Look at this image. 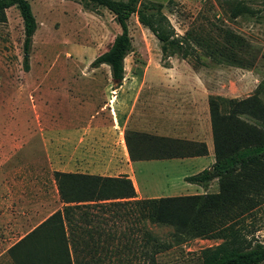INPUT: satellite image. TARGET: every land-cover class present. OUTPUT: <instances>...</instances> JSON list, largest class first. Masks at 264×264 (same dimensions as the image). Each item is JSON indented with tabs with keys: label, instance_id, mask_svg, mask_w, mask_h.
Wrapping results in <instances>:
<instances>
[{
	"label": "rangeland",
	"instance_id": "374dc122",
	"mask_svg": "<svg viewBox=\"0 0 264 264\" xmlns=\"http://www.w3.org/2000/svg\"><path fill=\"white\" fill-rule=\"evenodd\" d=\"M27 1L36 22L27 71L21 66L23 34L17 9L7 8L5 21L0 22V127H32L35 123L32 128L38 130L81 123L92 110L76 102L95 88L82 78L109 76L107 67L92 68L89 62L109 46L119 26L104 7L89 9L80 0ZM150 1L162 4L157 20L172 36L188 44L189 55L184 59L163 57L156 38L131 14L127 19L131 51L124 58V76H176L185 80V84L174 85L181 89L188 88L187 78L198 76L210 95L237 99L257 95L264 101V0ZM237 6L251 12L230 17V10ZM208 146L209 157L200 159L202 163L213 161L211 141ZM198 165L140 163L135 165L134 176L147 195H185L196 187H188L181 177L195 173ZM56 167L52 163L20 166L18 207L11 214L0 212V264H11L6 249L62 206L53 177ZM88 169L82 164L76 167ZM202 189L214 192L216 183ZM263 217L264 209L259 219ZM154 232L169 243L157 255L158 264H196L200 249L219 242L193 238L175 243L167 226L154 227ZM253 234L264 244V228Z\"/></svg>",
	"mask_w": 264,
	"mask_h": 264
},
{
	"label": "trees",
	"instance_id": "16d2710c",
	"mask_svg": "<svg viewBox=\"0 0 264 264\" xmlns=\"http://www.w3.org/2000/svg\"><path fill=\"white\" fill-rule=\"evenodd\" d=\"M89 9L104 7L119 26L109 46L89 66L104 64L118 85L124 58L131 51L127 19L132 14L156 38L163 57L189 55L188 44L172 36L157 20L162 4L150 0H80ZM15 7L22 23L21 66L28 55L36 22L27 0H0V22ZM250 13L245 6L229 16ZM213 162L210 169L185 176L187 182L216 180V191L135 198L125 175L101 176L54 171L62 206L6 249L11 264H158L169 247L154 227L172 229L175 243L200 238L219 240L198 251L196 264H261L264 244L254 232L264 228V101L207 96ZM130 160L169 159L207 154L203 142L125 130ZM108 225V228L105 226ZM107 229V230H106ZM138 251V254H136Z\"/></svg>",
	"mask_w": 264,
	"mask_h": 264
},
{
	"label": "crops",
	"instance_id": "0c3cea01",
	"mask_svg": "<svg viewBox=\"0 0 264 264\" xmlns=\"http://www.w3.org/2000/svg\"><path fill=\"white\" fill-rule=\"evenodd\" d=\"M82 81L93 84L95 88L88 90L85 99L76 102L77 106L90 107L92 110L81 123H69L60 127L43 126L38 130L32 128L36 126L35 123L32 127L28 124L27 127H0V210L4 208L0 211L2 214H11L16 209L14 207H18L16 188L20 182L18 171L21 165L29 168L36 164L52 163L59 166L54 171L111 177L125 175L132 182L135 198L161 197L147 195L145 189L140 190L134 176L137 164L152 161L198 163L195 173L203 168L210 169L213 161L202 163L200 160L209 157L208 144L209 141L212 143L207 108L209 94L200 77L187 78L188 88L182 89L177 86L185 84V80L176 76L155 79L124 76L118 85L109 76L82 78ZM153 85L156 87L153 88ZM125 130L203 142L207 154L130 160L123 139ZM25 132V138H21ZM81 164L89 169L76 170ZM185 176L188 175L181 178ZM185 182L188 187H196L189 194H198L205 193L202 187L216 183V180L211 179L203 184Z\"/></svg>",
	"mask_w": 264,
	"mask_h": 264
}]
</instances>
